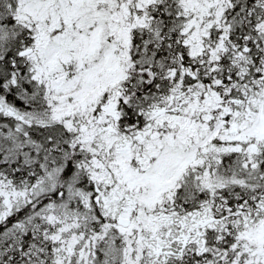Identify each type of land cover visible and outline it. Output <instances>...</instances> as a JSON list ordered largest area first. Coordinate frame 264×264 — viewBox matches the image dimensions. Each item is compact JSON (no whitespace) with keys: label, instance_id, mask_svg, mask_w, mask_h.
I'll use <instances>...</instances> for the list:
<instances>
[{"label":"snow or ice","instance_id":"snow-or-ice-1","mask_svg":"<svg viewBox=\"0 0 264 264\" xmlns=\"http://www.w3.org/2000/svg\"><path fill=\"white\" fill-rule=\"evenodd\" d=\"M0 264H264V0H0Z\"/></svg>","mask_w":264,"mask_h":264}]
</instances>
